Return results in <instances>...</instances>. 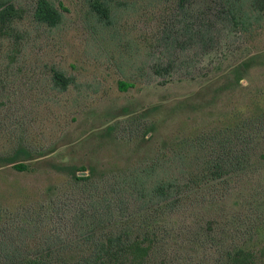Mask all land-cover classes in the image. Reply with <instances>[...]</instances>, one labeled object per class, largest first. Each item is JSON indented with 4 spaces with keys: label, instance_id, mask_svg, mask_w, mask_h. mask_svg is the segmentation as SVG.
Returning a JSON list of instances; mask_svg holds the SVG:
<instances>
[{
    "label": "rangeland",
    "instance_id": "obj_1",
    "mask_svg": "<svg viewBox=\"0 0 264 264\" xmlns=\"http://www.w3.org/2000/svg\"><path fill=\"white\" fill-rule=\"evenodd\" d=\"M16 1L28 11L18 25L26 39L14 64L0 47V154L22 145L38 158L23 173L0 165V242L13 238L23 253L45 249L61 198L82 195L60 167L125 180L163 157L167 176L179 177L205 156L197 142L264 109V0H100L108 21L96 0H50L64 15L56 28L33 22L36 0ZM54 70L71 78L66 89L55 87ZM252 214H262L263 243L264 166L128 226L157 242L153 264L202 261L214 250L200 241L233 240L241 229L233 221L248 224Z\"/></svg>",
    "mask_w": 264,
    "mask_h": 264
},
{
    "label": "trees",
    "instance_id": "obj_2",
    "mask_svg": "<svg viewBox=\"0 0 264 264\" xmlns=\"http://www.w3.org/2000/svg\"><path fill=\"white\" fill-rule=\"evenodd\" d=\"M92 8L101 20H110L107 2L96 0ZM27 13L16 0H0V47L1 51H8L9 63L17 62L22 54L26 34L18 29V25L26 20ZM31 15L35 24L48 28L58 27L64 19L63 11L50 0H36ZM5 43L10 45V50ZM53 82L55 87L66 89L72 80L54 70ZM127 87L124 83L120 86L122 90ZM235 120L225 130L208 134L197 142L198 147L205 148V156L197 160V170L187 172L182 167L179 177L167 176L163 157L125 180L100 178L95 169L88 175H80L79 172L84 173L87 169L60 167L70 175L74 187L78 186L82 195L77 198L70 193L57 202L53 214L60 222L53 227L52 236L45 239V249L40 252L23 253L13 238L0 242L1 264H153L157 242L148 235L143 238L133 236L128 223L134 216L161 209L164 205L173 207L191 193L264 166V109ZM13 149L0 154V165L11 166L19 173L28 171L27 162L38 157L22 145ZM51 212L46 215L51 217ZM261 216L252 214L248 224L241 219L234 220L240 223L241 229L233 240L223 238L218 241V246L213 238L200 241L214 250L205 260H176L173 256L159 264H264V242L257 239L262 234L258 226ZM43 217L25 223L35 225L41 223ZM29 228L23 225L16 230L24 234ZM32 229L36 230V226ZM80 247L84 251L79 258L64 254L66 250Z\"/></svg>",
    "mask_w": 264,
    "mask_h": 264
},
{
    "label": "water",
    "instance_id": "obj_3",
    "mask_svg": "<svg viewBox=\"0 0 264 264\" xmlns=\"http://www.w3.org/2000/svg\"><path fill=\"white\" fill-rule=\"evenodd\" d=\"M81 175H87L86 173H83V174H81Z\"/></svg>",
    "mask_w": 264,
    "mask_h": 264
}]
</instances>
